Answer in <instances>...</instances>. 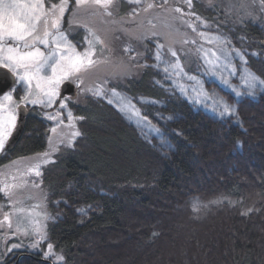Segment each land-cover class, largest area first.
<instances>
[{
    "label": "trees",
    "instance_id": "trees-1",
    "mask_svg": "<svg viewBox=\"0 0 264 264\" xmlns=\"http://www.w3.org/2000/svg\"><path fill=\"white\" fill-rule=\"evenodd\" d=\"M207 38L188 70L157 44L139 78L68 107L82 136L46 197L65 264H264V84L247 86L264 81V19ZM113 89L143 119L108 103ZM44 126L30 118L16 151L40 150Z\"/></svg>",
    "mask_w": 264,
    "mask_h": 264
},
{
    "label": "rangeland",
    "instance_id": "rangeland-1",
    "mask_svg": "<svg viewBox=\"0 0 264 264\" xmlns=\"http://www.w3.org/2000/svg\"><path fill=\"white\" fill-rule=\"evenodd\" d=\"M53 3H59V0L48 7ZM68 4L60 31L66 35L68 43L72 36L80 33L82 41L80 45H74L75 52L91 51L95 63L86 71L72 73L60 81L51 104L55 107L50 111L51 124L43 140V149L0 167V191L12 205L11 212L5 214L10 225L3 227L4 230H33L37 240L42 242L46 238L49 217L46 205L48 174L58 172L55 163L69 151H75L82 136L80 119L70 118L68 111L63 119L59 112L64 108H61V102L67 104L66 99L58 97L61 84L68 80L76 85V96L70 102L82 106L88 99L98 98L94 95L98 89L107 93L115 85H125L127 80L139 78L147 60L145 55L156 53L157 44L168 62L185 71L198 59L201 61L209 56L213 46L207 34L212 29L241 27L264 19V0H191V6L189 0H112L107 10L93 4L92 0H85L81 6H77L76 0H68ZM149 4L153 7L149 8ZM177 8L180 11H176ZM37 47L47 53L56 46L46 48L37 44ZM61 50L66 55L71 54L65 46H61ZM173 51L176 56L172 55ZM42 75L51 76V69H46ZM21 85L27 87L24 82ZM35 85L33 81L29 96H36L45 103L48 97ZM73 132H79V135L73 136ZM36 170L40 172L39 176L35 174Z\"/></svg>",
    "mask_w": 264,
    "mask_h": 264
},
{
    "label": "snow or ice",
    "instance_id": "snow-or-ice-1",
    "mask_svg": "<svg viewBox=\"0 0 264 264\" xmlns=\"http://www.w3.org/2000/svg\"><path fill=\"white\" fill-rule=\"evenodd\" d=\"M76 2L77 6H81L85 0H76ZM92 3L107 10L111 6L112 0H92ZM189 6H191V0H189ZM68 7V0H59V3H53L51 7L46 6V0H0V67L6 68L8 72L12 73L16 77L17 84L24 82L27 85L29 92L20 98L22 103L43 102L28 98L31 94L33 81H35L36 89L48 97L47 104L51 105L57 94L56 88L62 79L72 73L86 71L95 63L91 58V51L76 53L75 47L67 42L66 35L60 31L61 21ZM148 7L151 8L153 5L149 4ZM176 11H180V9L177 8ZM37 44L44 45L46 48H52V45L56 47L45 53L37 47ZM61 46H65L66 51L71 54L66 55L65 51L61 50ZM172 55L176 56V53L173 51ZM241 58L243 59V57ZM157 60L160 61L159 52H157ZM48 68L51 69L52 75H42ZM165 71L167 72L168 69L165 68ZM58 73H63V75H58ZM248 76L250 77V81L247 82L248 87L255 89L258 85L264 84V81L254 73L249 72ZM221 78L223 79V77ZM14 91L15 88L0 97V110L6 111V114L4 111H0V151L5 150L16 127ZM94 95L99 97L107 94L102 89H98ZM112 96L117 99H109L108 103H118L122 113L143 119L135 104L127 97L116 92L115 89L112 90ZM63 107L65 105L61 102V108ZM222 107L224 109L222 115L234 112V109H231L227 104H223ZM69 117L71 118V113H69ZM72 135L78 136L79 132H73ZM35 174L39 176L40 172L36 170ZM48 248L51 252L52 245L49 244ZM57 259L62 260L63 257Z\"/></svg>",
    "mask_w": 264,
    "mask_h": 264
},
{
    "label": "flooded vegetation",
    "instance_id": "flooded-vegetation-1",
    "mask_svg": "<svg viewBox=\"0 0 264 264\" xmlns=\"http://www.w3.org/2000/svg\"><path fill=\"white\" fill-rule=\"evenodd\" d=\"M21 84L22 82L17 84L16 77L13 76L12 85L2 94H0V97H2L5 93L15 88V91L13 92V98L16 102V106H15L16 127L20 124L18 122L20 112L24 110L23 111L24 113L23 126H22V131L19 136V139L11 148H8L6 144L5 150L0 151V167L4 166L9 161H12L20 157L30 156L31 154L39 151V150L24 151L20 154L18 151H16L19 140L21 136L23 135V131L25 127L27 126V123L29 122L30 118L32 117L38 118L45 122V126L41 132L42 134L41 135L42 136L41 147L42 148L40 150H42L44 147L43 140L46 138L45 136L47 135L50 129V124H51L50 118L52 116L50 111L55 106L54 105L48 106L47 101L42 104L22 103L20 101V98L28 94L29 90L27 87L24 88V86H22ZM74 88H75L74 96H71L69 94L60 96L59 94L60 88H59L58 97L67 100L66 106L63 109H60L59 111L60 114L63 115L62 116L63 119H65L64 113L66 111L71 113V116L74 117V114L68 108L70 105L76 106V105H72L70 102L76 96V85L75 84H74ZM28 98L29 100H32V99H36V96L35 97L29 96ZM11 206L12 205L8 203L3 193L0 191V264H65L66 257L64 256V253L58 248H56L49 239V235L47 231L48 226L45 230L46 238L43 239V242L37 240V234L33 230H26V232L24 231L18 232L15 230L13 231L12 229L4 230L3 227H7L10 225L9 219H8L9 217L7 216V218H5V214L6 212L7 214H9L8 211L11 212L12 210ZM49 244L52 245L51 252L49 251V248H48ZM46 254L48 255L46 256ZM58 257H63V259L58 260L57 259Z\"/></svg>",
    "mask_w": 264,
    "mask_h": 264
},
{
    "label": "water",
    "instance_id": "water-1",
    "mask_svg": "<svg viewBox=\"0 0 264 264\" xmlns=\"http://www.w3.org/2000/svg\"><path fill=\"white\" fill-rule=\"evenodd\" d=\"M13 83V76L6 68L0 67V94H2L4 91H6ZM74 84L71 81H64L60 86V96H63L65 94H69L71 96H74ZM24 110L20 112V116L18 118V122L20 123L14 132L12 133L8 143L7 147L11 148L19 139V136L22 131L23 126V117H24Z\"/></svg>",
    "mask_w": 264,
    "mask_h": 264
},
{
    "label": "bare ground",
    "instance_id": "bare-ground-1",
    "mask_svg": "<svg viewBox=\"0 0 264 264\" xmlns=\"http://www.w3.org/2000/svg\"><path fill=\"white\" fill-rule=\"evenodd\" d=\"M145 59H146V58H145ZM146 67H147V65H146V61H145V62H144V67H143V69L146 70V69H147Z\"/></svg>",
    "mask_w": 264,
    "mask_h": 264
}]
</instances>
